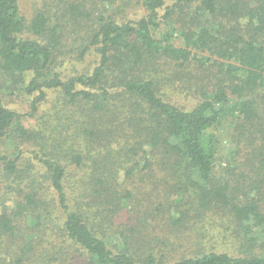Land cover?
<instances>
[{
	"label": "trees",
	"instance_id": "1",
	"mask_svg": "<svg viewBox=\"0 0 264 264\" xmlns=\"http://www.w3.org/2000/svg\"><path fill=\"white\" fill-rule=\"evenodd\" d=\"M0 264H264V0H0Z\"/></svg>",
	"mask_w": 264,
	"mask_h": 264
},
{
	"label": "rangeland",
	"instance_id": "2",
	"mask_svg": "<svg viewBox=\"0 0 264 264\" xmlns=\"http://www.w3.org/2000/svg\"><path fill=\"white\" fill-rule=\"evenodd\" d=\"M34 1L35 0H22L23 9H25V11L28 12V14L32 11ZM192 81H188V84H192ZM177 92L178 91H176V93ZM27 109L28 108L25 107V110H27ZM4 143H5L6 149L8 150L9 153H11V155H14L17 153V147H16L17 144L15 141L11 140L10 138H6L4 140ZM202 238H203L202 242L204 243L203 246L206 248L210 244L213 243L212 241H216V239H214L213 237H210L209 235L206 236L205 238L204 237H202ZM191 244H194V241L191 242ZM218 244H223V242L219 241ZM218 244L215 243V247L219 248ZM230 247L232 248L233 251L238 252V253H248V252H252L254 250L253 246H250L248 243H245V242L243 243L242 241L237 243V245L235 244L234 246H230Z\"/></svg>",
	"mask_w": 264,
	"mask_h": 264
}]
</instances>
